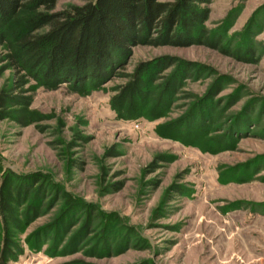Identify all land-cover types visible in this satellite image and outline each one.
I'll return each instance as SVG.
<instances>
[{"label": "rangeland", "instance_id": "rangeland-1", "mask_svg": "<svg viewBox=\"0 0 264 264\" xmlns=\"http://www.w3.org/2000/svg\"><path fill=\"white\" fill-rule=\"evenodd\" d=\"M89 1L59 0L53 11ZM202 6L209 8V31L222 34L228 27L224 45L233 54L254 45L258 60L205 45H137L125 66L102 86L75 92L67 83L48 88L30 82L28 111L36 121L23 126L0 119V190L7 171L39 173L95 209L89 241L66 256L59 252L84 225L88 211L78 214L77 225L56 252L51 241L38 252L28 243L31 234L56 220L65 197L17 235L13 259L4 256L0 217V264H264V0H211ZM249 27L252 35L246 32ZM4 52L0 45V58ZM161 57L201 65L202 76L184 82L164 117L119 118L111 107L119 88L141 63ZM14 79L12 69L2 74L0 96ZM203 101L220 114L211 136H227L238 118L250 116L245 136H234L238 141L232 150L214 154L205 143L158 133L160 125L181 119ZM111 216L118 221L116 230L132 228L136 237L120 255L94 257L90 251L103 237L100 222ZM117 234L111 250L122 239Z\"/></svg>", "mask_w": 264, "mask_h": 264}, {"label": "trees", "instance_id": "trees-1", "mask_svg": "<svg viewBox=\"0 0 264 264\" xmlns=\"http://www.w3.org/2000/svg\"><path fill=\"white\" fill-rule=\"evenodd\" d=\"M58 1L0 0V45L5 50L0 58V64H3L0 65V77L8 69L15 71L13 85L0 96V119H14L23 126L36 121V114L28 111L32 98L28 96L26 86L30 82L48 88L67 83L75 92L102 86L125 66L132 48L137 45H205L227 55H247L238 56L250 62L260 57L254 45L244 53L233 54L224 45L228 27L222 34L206 28L209 8L202 5L209 4L211 0H90L85 5L54 12ZM45 28L48 30L42 32ZM251 28L246 32L252 35ZM261 53L263 55L264 49ZM174 65H177L175 71L161 76ZM202 73L201 65L171 57L143 62L128 83L119 88L111 107L124 120H158L171 110L184 82L189 78H200ZM213 93L208 96L209 100ZM203 102L194 105L181 119L160 125L158 133L164 138L205 143L214 154L232 150L238 141L234 136L239 139L245 136L250 116L238 118L227 136H211L217 131L216 122L220 114ZM22 113L26 117L22 118ZM62 196L66 200L56 220L29 236L28 243L33 252H38L48 241L52 243L51 251L56 252L63 238L77 225L78 214L88 211L84 225L59 252L63 256L76 253L92 233L95 209L68 196L61 185L43 174L5 173L0 190L4 256L15 258L12 251L19 250L14 242L17 235L44 211L52 209ZM117 222L112 216L101 220L103 237L90 251L94 257H105L111 253L120 255L128 249L130 239L136 237L132 228L122 225L116 230ZM115 232L122 239L111 250Z\"/></svg>", "mask_w": 264, "mask_h": 264}]
</instances>
